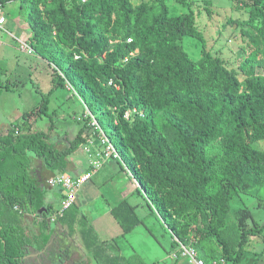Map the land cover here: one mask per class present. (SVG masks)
I'll use <instances>...</instances> for the list:
<instances>
[{"label": "trees", "instance_id": "obj_1", "mask_svg": "<svg viewBox=\"0 0 264 264\" xmlns=\"http://www.w3.org/2000/svg\"><path fill=\"white\" fill-rule=\"evenodd\" d=\"M18 1L29 30L26 42L53 66L52 88L77 82L89 114L83 112L81 127L60 149L51 142V129L32 131L29 123L46 112L48 97L0 134V264H22L31 250H43L51 225L72 231L77 223L85 249L99 264H123V257L109 258L85 217L77 218L74 201L50 223L56 211L50 192L31 173L29 153L54 176L65 174L68 158L80 147L89 145L93 155L107 144L120 155L114 160H128L127 167L121 160L124 168L117 161L119 169L168 229L171 247L178 245L174 237L198 244L207 250L208 263L217 256L214 238L218 257L238 264L248 236L260 226L234 221L226 226L230 202L239 194L264 199V151L254 147L264 140V0L231 5L249 9L240 21L243 29L251 26L241 30L251 46L240 57L242 80L203 44L196 60L184 51V37L202 40L191 0H174L188 8L178 15L169 14L166 0ZM203 3L209 14L210 0ZM232 23L239 21L230 17L222 25ZM56 189L51 191L60 204L65 193ZM111 212L123 232L139 223L126 200ZM25 214L34 217L36 231L27 233ZM236 214L250 213L242 207Z\"/></svg>", "mask_w": 264, "mask_h": 264}, {"label": "rangeland", "instance_id": "obj_2", "mask_svg": "<svg viewBox=\"0 0 264 264\" xmlns=\"http://www.w3.org/2000/svg\"><path fill=\"white\" fill-rule=\"evenodd\" d=\"M191 1L190 9L195 12V23L202 34V40L198 41L192 37H184L181 41L184 51L192 60H196L200 56L203 44L210 53L221 58L228 69L235 70L242 80L243 75L238 71L240 57L241 54H248L251 46L247 37L242 35L241 30H247L251 26L247 24L243 29L240 26V21L248 17L249 9L231 8L233 3L235 5L237 3L234 0H210L211 12L208 14L204 9L205 7H203V0ZM166 3L170 15H178L188 10L186 6L174 0H166ZM1 7L6 17L8 32L0 30V134L5 133L10 125L21 122L24 112L35 107L43 97H48L46 112L36 116L37 118H30L29 123L32 131L47 132L51 129V142L56 148L60 149L74 138L77 130L82 125L81 116L87 110L86 107L84 109L82 99L78 94V83L72 84L74 92L59 86L52 88V64L35 54H27L20 49L18 41L27 40L29 30L24 19L25 14L20 10L19 1L11 0L2 4ZM230 17L238 19L239 23L223 26L225 19ZM247 32L250 34L249 31ZM6 85L8 88H6ZM51 89V93L48 94ZM128 116V113H126V117ZM88 146H82L71 154L68 158L69 163L75 165L79 163L82 169L86 168L90 160L94 158V153L92 156L91 147ZM254 147L264 151V140L255 142ZM97 150L100 151V149ZM29 157L32 159V175L50 192L53 189L48 185L50 173L46 171L42 162L33 153H29ZM73 158L78 161L74 162ZM111 160L113 161L112 166L102 165V170L92 175V200L89 205L86 204L85 208L92 213V220L100 216L108 217L110 216L109 213L112 215L110 211V205L113 203L111 202V189L115 186L116 178L111 176L115 175L124 181L123 193L128 195L127 201L133 207L139 223L131 231L123 232L114 221L118 229L117 232L114 229L107 236V239H104L106 254L123 257V264H188L185 258H172V254L177 253L179 247H171L170 232L162 225V222H159L149 213L144 199L134 192L131 193L133 184L129 179V175L121 171L117 163L118 161L122 165V159L120 161ZM122 162L125 167L128 166V160L125 157ZM86 172L91 171L86 170ZM84 173L85 170L78 176L82 177ZM87 183H89V180H86L84 185ZM57 189L59 190V188ZM50 197L47 194V198ZM230 207L231 211L226 216V226L233 223V221L244 223V225L260 226V229L248 236L247 244L243 247L244 255L238 264H264V199L249 194H239L230 202ZM242 207H247L250 213L249 216L245 218L236 214L234 217L233 214L236 209ZM58 208V202L53 201L52 209L57 210ZM85 220L88 222L87 218ZM22 221L27 233L37 230L32 215L25 214ZM199 226H203L201 219H199ZM98 235L100 236L99 233ZM50 244L53 245V243ZM210 244L217 249L215 259H220L218 257L221 256L220 248L214 238L210 239ZM64 246L67 247V245ZM67 249L70 252V259H68L67 264L80 259L78 253L74 252L75 248L71 249V246H68ZM196 251L198 256L206 259L207 250L205 248L197 244ZM85 255L86 260L83 259L85 264H99L98 260L90 254L85 252ZM24 259L22 264H59L54 256L43 257L39 263L32 257H25ZM62 264H66V262ZM225 264L232 263L228 261Z\"/></svg>", "mask_w": 264, "mask_h": 264}, {"label": "crops", "instance_id": "obj_3", "mask_svg": "<svg viewBox=\"0 0 264 264\" xmlns=\"http://www.w3.org/2000/svg\"><path fill=\"white\" fill-rule=\"evenodd\" d=\"M111 159H113V158L107 159V161L103 165L107 164V165L112 166L113 161ZM73 160H74V162L78 161L77 159H74V158H73ZM67 163L68 164H67V169L65 171V174H69L71 176H76V175L84 172V170H85V173H87L86 172L87 167L82 169V167L79 163L77 165H75L74 163H69V161ZM100 170H102V168H100L97 172H99ZM94 174H96V172L92 173V175H94ZM50 175H51L50 177L53 176V174H51V173H50ZM92 175L87 179V180H89V183H87L85 185L83 183V186L76 193L77 196H76L75 202L73 203V206L75 208H77V212H78L77 218L79 220H80V216L87 218L88 219V222H87L88 225L91 228L93 227L94 233L98 236V239L100 241H104V239H107V236L109 234H111L114 229L117 232V229H118L117 227L119 225L117 226L116 224H114L115 220L112 217L111 213H109L110 216H108V217H101L100 216V217L96 218L95 220H92V213H90L89 209L85 208L86 204L88 203V205H89V203L92 200L91 199V196H92V180H91V177H92ZM113 176L116 178V181L114 182V184H115L114 188L111 189L112 190V193H111L112 201L111 202H113V203H112V205H110V211L115 206L116 202H117V204H119L122 200H126V201L128 200V198H127L128 195L126 193H123L124 181L120 180L118 178V176H115V175H112L111 177H113ZM128 182H130V181L128 180ZM46 189H48V188H46ZM132 192H134V187H133V190L131 191V193ZM49 195L51 196L49 198L50 201H56V202L59 201V198H57L56 195L52 191H50ZM76 201H77V203H76ZM89 213H90V215H88ZM77 224L80 225V223H77ZM77 224L74 226L72 231L66 225H63V226L59 225V224L51 225V228H52L51 238H53L51 243H53V245L49 244L48 247L44 248L41 251H37V252H34L33 250H31L26 257L27 258H31V257L35 258L36 261L39 263L38 259L40 257H42L43 255H45V257L49 256V252L51 250H53V254H54V257L56 258L57 263L62 264V263L66 262V264H67L68 259H70V252H68L69 249H67V247L71 246V249L72 248L76 249L74 252L76 254L78 253V256L80 259L77 261H74L73 263H70V264H85V261H84V260H86L85 252L90 254L91 256H92V254L85 249L84 241L82 240V230ZM98 233L100 234V236L98 235ZM120 233L122 234L121 231H120ZM51 238H49V239H51ZM64 245H67V247ZM82 248L85 250V252ZM70 251H72V250H70ZM111 257H114V256H109V258H111Z\"/></svg>", "mask_w": 264, "mask_h": 264}, {"label": "built area", "instance_id": "obj_4", "mask_svg": "<svg viewBox=\"0 0 264 264\" xmlns=\"http://www.w3.org/2000/svg\"><path fill=\"white\" fill-rule=\"evenodd\" d=\"M81 1L84 2L85 0ZM1 5L2 4L0 3V30L7 33V21L5 15L3 14ZM18 42L20 43V49L22 51L26 52L27 54H33V50L32 48H30L26 40ZM65 89L74 92L72 86L67 81H65ZM86 113L89 114L88 111H86ZM92 124H96L94 118H92ZM102 137L103 140H105V136L103 135V133ZM112 157L119 159V156L114 148L110 144H107L106 148L103 151L100 152L98 150H95L94 158H92V160H90L89 162L91 172L84 173L82 177H77L76 179L72 178L68 174L54 175L48 179V185L50 187L60 188L65 193V198L60 201L59 208L48 217V221L50 223H54L57 218L62 216L64 210L69 208L73 203L75 194L80 186L92 175V173L97 172L107 161V159ZM174 239L178 244L177 247H179V251L172 254L173 259L185 258L188 264H225L223 259L211 260L207 263L203 258L197 255L196 248L192 246V243L183 244L179 242L175 237Z\"/></svg>", "mask_w": 264, "mask_h": 264}, {"label": "water", "instance_id": "obj_5", "mask_svg": "<svg viewBox=\"0 0 264 264\" xmlns=\"http://www.w3.org/2000/svg\"><path fill=\"white\" fill-rule=\"evenodd\" d=\"M52 239L53 238L49 239V242L46 244L45 248L48 247V245L52 242Z\"/></svg>", "mask_w": 264, "mask_h": 264}, {"label": "flooded vegetation", "instance_id": "obj_6", "mask_svg": "<svg viewBox=\"0 0 264 264\" xmlns=\"http://www.w3.org/2000/svg\"><path fill=\"white\" fill-rule=\"evenodd\" d=\"M43 257H45V255H43L42 257H40V258L38 259V261H41V260L43 259Z\"/></svg>", "mask_w": 264, "mask_h": 264}, {"label": "clouds", "instance_id": "obj_7", "mask_svg": "<svg viewBox=\"0 0 264 264\" xmlns=\"http://www.w3.org/2000/svg\"><path fill=\"white\" fill-rule=\"evenodd\" d=\"M122 166H124V165H122ZM200 257V256H199ZM202 258V257H201ZM215 260H217V259H215Z\"/></svg>", "mask_w": 264, "mask_h": 264}]
</instances>
